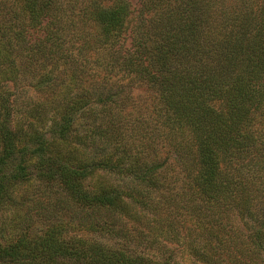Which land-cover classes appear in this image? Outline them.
I'll return each instance as SVG.
<instances>
[{
	"label": "trees",
	"instance_id": "1",
	"mask_svg": "<svg viewBox=\"0 0 264 264\" xmlns=\"http://www.w3.org/2000/svg\"><path fill=\"white\" fill-rule=\"evenodd\" d=\"M34 180L0 264H264V0H0V207Z\"/></svg>",
	"mask_w": 264,
	"mask_h": 264
},
{
	"label": "rangeland",
	"instance_id": "2",
	"mask_svg": "<svg viewBox=\"0 0 264 264\" xmlns=\"http://www.w3.org/2000/svg\"><path fill=\"white\" fill-rule=\"evenodd\" d=\"M141 1L142 0H133L135 7H139ZM87 28L92 32L93 35L96 33V28H92L91 23L87 24ZM92 61H95V59H92ZM31 81V77L27 74L21 78L16 86L13 84H7L10 88L9 94L7 95L9 98L8 101L11 108L15 110V117L17 120L22 118L27 108H30L33 103L38 100L39 94H37L35 88L33 89L31 87ZM132 89L133 92L128 99L129 110H131L130 108L136 106L140 110L147 109L152 111L154 109V104L152 103L153 93L150 90H146L145 87L137 86L136 84L134 87H132ZM169 174H173V172L171 171ZM181 177L183 178L184 175L182 174ZM96 181L97 178L92 181V184H95ZM39 186L40 184L36 183L34 180L31 181V183H27L15 188L13 194L15 202L11 207V211L7 212L6 208L0 207V228L3 226V223H9L12 226L10 230L13 232V234L17 233L16 227L21 228V231L30 227L31 234H42L51 224H53V220L50 217H47L49 220L37 217L39 215L44 216L43 214H40L42 212L39 211V208L45 210L54 208L59 199L62 200V196H60V194L57 195L56 188L50 189L47 186ZM66 207L67 206H65V208ZM50 212L51 211H46V215L48 216ZM10 219H13L14 221L16 219L17 223L15 226H13ZM25 220L29 222L28 225L26 224ZM74 234H77V232L71 231L70 236ZM79 236L91 240L97 239V236L95 237L89 233H80ZM150 253L154 255L159 254L157 251H150Z\"/></svg>",
	"mask_w": 264,
	"mask_h": 264
}]
</instances>
